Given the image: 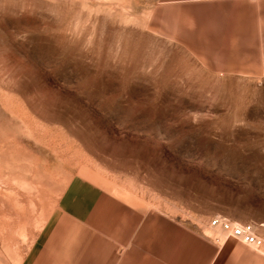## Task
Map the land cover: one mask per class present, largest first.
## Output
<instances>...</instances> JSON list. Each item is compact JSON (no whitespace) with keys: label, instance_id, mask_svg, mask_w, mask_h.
<instances>
[{"label":"rangeland","instance_id":"374dc122","mask_svg":"<svg viewBox=\"0 0 264 264\" xmlns=\"http://www.w3.org/2000/svg\"><path fill=\"white\" fill-rule=\"evenodd\" d=\"M243 16L237 0H0V264L25 260L74 176L218 244L214 216L264 241V70L237 71Z\"/></svg>","mask_w":264,"mask_h":264},{"label":"crops","instance_id":"0c3cea01","mask_svg":"<svg viewBox=\"0 0 264 264\" xmlns=\"http://www.w3.org/2000/svg\"><path fill=\"white\" fill-rule=\"evenodd\" d=\"M243 2V6H242ZM253 36L238 73L264 70V0H237ZM249 22V21H248ZM241 26V25H240ZM241 29V27H240ZM245 66H247L245 68ZM51 222L21 264H264V256L234 240L209 236L159 211L123 202L82 176L72 177Z\"/></svg>","mask_w":264,"mask_h":264},{"label":"built area","instance_id":"2783aa9c","mask_svg":"<svg viewBox=\"0 0 264 264\" xmlns=\"http://www.w3.org/2000/svg\"><path fill=\"white\" fill-rule=\"evenodd\" d=\"M209 226L212 229L223 232L228 238L251 247L254 250H260L263 247L264 241L258 234L262 227L260 223H238L232 222L221 216H214L211 218Z\"/></svg>","mask_w":264,"mask_h":264}]
</instances>
